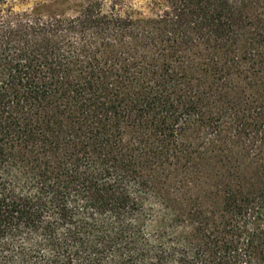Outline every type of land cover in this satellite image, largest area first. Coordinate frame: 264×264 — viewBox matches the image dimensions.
<instances>
[{
	"label": "trees",
	"instance_id": "obj_1",
	"mask_svg": "<svg viewBox=\"0 0 264 264\" xmlns=\"http://www.w3.org/2000/svg\"><path fill=\"white\" fill-rule=\"evenodd\" d=\"M0 0V264H264V0Z\"/></svg>",
	"mask_w": 264,
	"mask_h": 264
},
{
	"label": "rangeland",
	"instance_id": "obj_2",
	"mask_svg": "<svg viewBox=\"0 0 264 264\" xmlns=\"http://www.w3.org/2000/svg\"><path fill=\"white\" fill-rule=\"evenodd\" d=\"M107 2L111 0H106ZM155 0H121L123 6L149 15L154 10ZM82 0H16L12 2L14 11L30 10L34 7L43 12L72 14Z\"/></svg>",
	"mask_w": 264,
	"mask_h": 264
}]
</instances>
